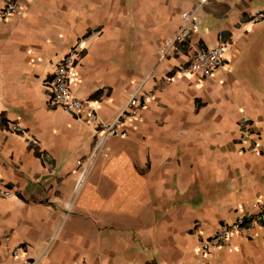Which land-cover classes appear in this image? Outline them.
Returning <instances> with one entry per match:
<instances>
[{
	"label": "crops",
	"instance_id": "0c3cea01",
	"mask_svg": "<svg viewBox=\"0 0 264 264\" xmlns=\"http://www.w3.org/2000/svg\"><path fill=\"white\" fill-rule=\"evenodd\" d=\"M9 1L21 13L0 18V121L23 134L0 123V181L13 193L0 197V264H264V220L213 253L201 248L264 203V17L253 20L264 0L0 8ZM195 7L209 28L192 34L193 48L228 42L206 78L178 72L183 52L157 62L180 13ZM74 46L70 90L85 103L83 120L48 104L53 67ZM137 86L153 97L122 123L126 137L104 140L76 187L77 161L87 164L100 136L90 109L111 121Z\"/></svg>",
	"mask_w": 264,
	"mask_h": 264
},
{
	"label": "built area",
	"instance_id": "2783aa9c",
	"mask_svg": "<svg viewBox=\"0 0 264 264\" xmlns=\"http://www.w3.org/2000/svg\"><path fill=\"white\" fill-rule=\"evenodd\" d=\"M198 8L184 10L180 13V24L178 28L170 35L163 39L159 49L157 62H163L169 57L183 52L186 56L184 63L179 67L180 74H196L199 77H209L214 70L223 64L224 51L227 48L228 42L221 39L214 47H199L193 48L190 43L192 34L199 27L198 24ZM21 8L15 1L6 2L0 8V18H5L11 14H20ZM264 17V11H258L254 16V21H259ZM77 46L72 47L65 55H63L53 67L51 79L52 93L49 97V104L55 107H62L66 111L75 115L78 119L83 120L82 112L85 108V103L72 94L70 90V77L72 68L75 65L77 55L79 54ZM173 76H167L166 81H171ZM153 97L150 90H141L137 86L130 94L124 107L119 112L116 118L111 121H103L99 118L96 110L91 108L87 120L90 121L99 130L100 136L95 141L94 150L86 159L85 164L80 159L77 161L79 165V174L76 182V187H79L88 172V166L92 162L97 151L103 146L104 140L109 136L126 137L127 131L121 127L122 123L130 116L139 117L142 108ZM11 129L16 134H23V130L16 124L11 125ZM109 150V147H106ZM107 156V152L104 153ZM43 157L47 160L48 155ZM12 191L0 181V197H11ZM256 212L252 215L237 216L232 222L223 223L216 231L202 238L201 248L204 251L213 253L235 232H249L254 229L260 222L264 220V203L258 202L255 204ZM17 253V249L12 251ZM22 264H32L27 260H23ZM85 264V263H82Z\"/></svg>",
	"mask_w": 264,
	"mask_h": 264
},
{
	"label": "trees",
	"instance_id": "16d2710c",
	"mask_svg": "<svg viewBox=\"0 0 264 264\" xmlns=\"http://www.w3.org/2000/svg\"><path fill=\"white\" fill-rule=\"evenodd\" d=\"M97 93H98V91L95 92V93L92 95V98H96V97H97V95H96ZM95 95H96V97H95ZM48 104H49V101H48ZM49 106L52 107V108H56L55 106H52V105H50V104H49ZM0 123L2 124V126L7 127V129H8L9 131L13 132L12 129L9 128V127L7 126V120H6V119H1ZM13 133H14V132H13ZM28 146H29L30 148H33V149H34V154H35V155L40 156L41 153L38 151V148H37V146H36L35 144H33L32 142H29V145H28ZM43 155H45V154H43ZM6 186L10 188L9 185L6 184ZM18 196L20 197L21 195L18 194Z\"/></svg>",
	"mask_w": 264,
	"mask_h": 264
},
{
	"label": "rangeland",
	"instance_id": "374dc122",
	"mask_svg": "<svg viewBox=\"0 0 264 264\" xmlns=\"http://www.w3.org/2000/svg\"><path fill=\"white\" fill-rule=\"evenodd\" d=\"M207 21L204 20L203 23H201L200 18H199V28H198V30H204L206 28H209V25L206 23ZM131 119H133L132 116H130L127 120H125V122H127L128 120L130 121Z\"/></svg>",
	"mask_w": 264,
	"mask_h": 264
}]
</instances>
